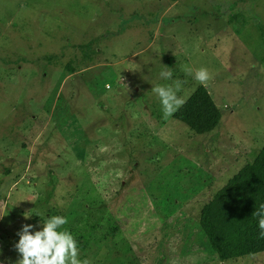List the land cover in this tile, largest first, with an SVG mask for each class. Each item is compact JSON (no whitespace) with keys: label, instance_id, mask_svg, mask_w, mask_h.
<instances>
[{"label":"rangeland","instance_id":"rangeland-1","mask_svg":"<svg viewBox=\"0 0 264 264\" xmlns=\"http://www.w3.org/2000/svg\"><path fill=\"white\" fill-rule=\"evenodd\" d=\"M166 66L185 101L213 73L218 127L164 119ZM263 146L264 0H0V264L52 215L92 264H264L199 221Z\"/></svg>","mask_w":264,"mask_h":264},{"label":"trees","instance_id":"trees-1","mask_svg":"<svg viewBox=\"0 0 264 264\" xmlns=\"http://www.w3.org/2000/svg\"><path fill=\"white\" fill-rule=\"evenodd\" d=\"M173 117L198 134L214 130L222 118L205 85H199ZM264 204V146L216 191L200 211V224L221 260L264 251L259 217Z\"/></svg>","mask_w":264,"mask_h":264},{"label":"clouds","instance_id":"clouds-1","mask_svg":"<svg viewBox=\"0 0 264 264\" xmlns=\"http://www.w3.org/2000/svg\"><path fill=\"white\" fill-rule=\"evenodd\" d=\"M186 75H193L194 79L206 85L214 78L213 73L207 67H200L193 70L184 67ZM173 72L167 66L160 72L163 80H172ZM185 81L180 79L172 80L170 84L156 85L152 87L153 93L158 97L162 106L164 119L174 115L186 103L185 99L179 95ZM258 220L260 236L264 237V204L254 213ZM30 215L25 214V218ZM68 223V218L63 215H52L39 230L34 229L32 224H24L17 233L18 242L15 249L20 255L17 264H92L89 259L80 258V248L74 235L64 226Z\"/></svg>","mask_w":264,"mask_h":264}]
</instances>
